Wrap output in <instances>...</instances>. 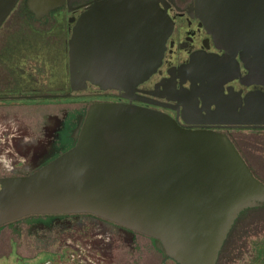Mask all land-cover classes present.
Wrapping results in <instances>:
<instances>
[{
  "label": "water",
  "instance_id": "95a60500",
  "mask_svg": "<svg viewBox=\"0 0 264 264\" xmlns=\"http://www.w3.org/2000/svg\"><path fill=\"white\" fill-rule=\"evenodd\" d=\"M17 1L0 0V27ZM74 1L24 3L40 19ZM225 1L248 19L257 12V32L264 33V0ZM171 29L157 0H94L68 39L71 91L88 83L133 91L159 66ZM215 38L222 47L242 48L250 75L264 83V69L253 62L255 50L258 61L264 57V37ZM262 105L258 119L240 123L264 125ZM73 137L68 149L28 173L0 180V224L36 214H91L153 238L177 264H216L240 214L264 205V182L221 133L186 129L137 105L98 102Z\"/></svg>",
  "mask_w": 264,
  "mask_h": 264
},
{
  "label": "flooded vegetation",
  "instance_id": "af4514ba",
  "mask_svg": "<svg viewBox=\"0 0 264 264\" xmlns=\"http://www.w3.org/2000/svg\"><path fill=\"white\" fill-rule=\"evenodd\" d=\"M24 2L18 0L14 9L20 4L38 23L62 21L63 32L53 33L49 25L44 41L54 49L50 54L63 53L68 59L72 27L94 0L65 2L40 19L34 18ZM157 3L172 21V29L159 66L133 91L101 89L90 83L83 90L71 91L69 80L67 90L51 93L57 94L54 97L41 96L50 93L13 95L0 89V180L26 174L68 149L89 107L98 102L159 111L183 128L227 136L239 152L237 139L243 130L264 131V125L240 123L259 118L256 111L264 103V83L250 75L242 48L222 47L215 38L219 32L230 40L264 37L257 32L259 14L250 13L248 19L247 12L234 10L235 2L225 0ZM253 62L264 69V57L258 61L257 50ZM88 90L92 101L80 97L81 91ZM74 96L78 97L69 106L58 108L60 118L54 115L43 121V103ZM33 101H39L37 108L29 105ZM166 259L177 264L159 250L153 238L91 214H36L0 224V264H161Z\"/></svg>",
  "mask_w": 264,
  "mask_h": 264
},
{
  "label": "rangeland",
  "instance_id": "374dc122",
  "mask_svg": "<svg viewBox=\"0 0 264 264\" xmlns=\"http://www.w3.org/2000/svg\"><path fill=\"white\" fill-rule=\"evenodd\" d=\"M22 13V8L20 4H18L0 27V58L11 57L13 50V32L16 31V33H19L18 36L21 38H35L34 34H31L28 27H26V22L22 20L21 15H24ZM20 27L22 28L19 29ZM43 48L44 47L41 49ZM44 49L41 52V55L28 58L25 64L20 65L21 68L27 70L25 77L30 76L31 82H21L20 85L17 86H19V89L22 92L18 91L13 95L30 94L25 93V90L33 88L38 89L37 86H33L38 81L41 82L39 84L40 87L45 88V92L50 94L55 92L63 93L67 90V86L56 90L55 88L57 85H55L54 82H51L55 81L51 78L52 75L55 76L53 73L55 71L60 73L61 64L63 63V65L66 64L67 66L66 56L62 57L60 62H57L58 59L55 58V55L50 54L54 51V49H52L49 53V55H51L49 57L50 60H48L47 56L44 55L47 54V50L49 48ZM57 58L60 59L61 57ZM2 66L3 65L0 63V67ZM65 78L68 82V69L67 76ZM42 81L48 83L45 84ZM59 84H64V82L62 81ZM67 84L68 83H66V85ZM17 86H14V88H17ZM90 92V90L81 91L80 97L86 96V99L89 98L90 101H92L94 96L91 95ZM76 97L78 96H74L71 99L60 98L57 100H49V102L47 101V103H43L45 114L43 121H46L47 118H52L54 115L60 118L62 116V111H58V108H63L65 105L69 106L68 104ZM29 103V105L32 104L35 106L34 108H37L36 106H38L39 101ZM25 120H27V118H25ZM237 140L241 146L240 152L247 164L251 167L258 178L264 182V131L253 133L248 130H243V132L239 134V139ZM35 159H37V156ZM31 169L33 170V168H30L29 171H31ZM230 240L231 242L227 244L223 252L221 264H264V208L257 207L254 210L246 212L234 229ZM161 264H172V261L169 259L162 260Z\"/></svg>",
  "mask_w": 264,
  "mask_h": 264
},
{
  "label": "trees",
  "instance_id": "16d2710c",
  "mask_svg": "<svg viewBox=\"0 0 264 264\" xmlns=\"http://www.w3.org/2000/svg\"><path fill=\"white\" fill-rule=\"evenodd\" d=\"M22 12H23L22 14H24V15H21V18L24 19V21L26 22V25H27L26 27H28L31 34H34L35 38H31V39L27 38V37L21 38L18 36L19 33H16V31L13 32L12 55H11V57H8V58L7 57L6 58H0V63H1V65H3L2 67H0V87H1L0 89H1V91H6L7 93L9 92V94H15L18 91L22 92V91H20L19 86H17V85H20L21 82H24V83H26V82L30 83L31 82L30 76L25 77L27 70L20 67V65L25 64V62L27 61L28 58H33V56L41 55V52L43 51L44 48L45 49L49 48L47 50V54H45L44 56H47V59L50 60L49 57L51 55H49V52H48L50 50V47L44 41V39H45L44 36L48 32V30L46 28L49 25H51V27H52L51 29H52L53 33H58V32L60 33V32H63L62 27H64V24L62 23V21L55 20L54 23H52L51 21L50 22L45 21L44 23L43 22L38 23L37 21L33 20V18L30 15L25 13V11L23 9H22ZM21 28L22 27H20L19 29H21ZM42 47H44V48L41 49ZM54 55H55V58L58 59L57 62L58 61L60 62L62 57H65V55L63 53L54 54ZM57 57H61V58L59 59ZM63 62H65V61H63ZM67 69H68V66H66V64L63 65V63H62L60 66V73L58 71H55L54 73L52 72L53 74H55V76L52 75L51 78L54 79L55 81H51V82H54V84L57 85L55 88L56 90L58 88H61V87L65 88L67 86L66 85L67 81L65 78L67 76ZM24 71H26V72H24ZM62 81L64 82V84H59ZM42 82L45 84L48 83V82H44V81H42ZM40 83L41 82L38 81L33 85V86H37L38 89H36V88L27 89V90H25V93H30V94L47 93L44 90L45 88L40 87V85H39ZM14 86H17V88H14ZM66 89H67V87H66ZM261 207L264 208V205ZM254 209H256V208H250V209L245 210L237 218L235 224L233 225L231 231L228 234V237L224 243L222 250L219 253L217 264H221L223 252H224L227 244L229 242H231L230 239L232 238L233 231L236 228L239 221L241 220V218L243 217V215H245L246 212L254 210Z\"/></svg>",
  "mask_w": 264,
  "mask_h": 264
}]
</instances>
